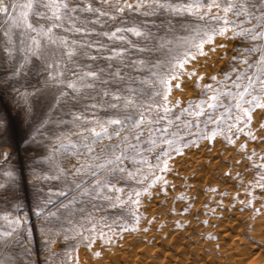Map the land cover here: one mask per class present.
I'll list each match as a JSON object with an SVG mask.
<instances>
[{
  "label": "rangeland",
  "instance_id": "1",
  "mask_svg": "<svg viewBox=\"0 0 264 264\" xmlns=\"http://www.w3.org/2000/svg\"><path fill=\"white\" fill-rule=\"evenodd\" d=\"M62 2L68 8L61 10V27L53 32L67 39L73 55L69 58L68 49L49 46V52L65 53L52 69L35 58L23 62L20 42L28 43L30 34L22 28L9 29L0 14V264H94L95 259L114 263L119 262L113 261L118 253L137 254L143 259L139 264L150 260L148 264H253L264 249V187H260L264 184V109L253 111L250 125L240 122L244 131L229 128L238 115L235 109L232 119L219 125L209 123L207 117L216 120L223 107L213 111L205 104L203 115L195 113L200 111L198 102L207 101L215 90L236 91L233 81L241 74L245 75L241 83H247V76L256 72L260 53L245 49L264 45V40L234 36L236 29L231 27L226 35H216L204 45V55L189 58L182 74L170 81V111L165 114L163 107H154L163 105L164 88L152 73H165L163 62L185 48L195 52L192 44L222 22L174 13L158 7L156 0ZM137 3L143 6L137 9ZM211 13L222 15L216 8ZM29 19L34 26L46 23L35 14ZM229 19L245 17L229 13ZM253 24L255 19L240 26ZM133 26L144 35L116 32ZM105 32L116 34L104 36ZM9 47L15 49L11 55ZM139 60L145 64H138ZM157 61L160 66L152 67ZM88 71L97 77L77 80ZM225 73H230L227 80ZM68 82L76 83L77 89L69 88ZM205 85H211L212 91ZM114 94H119L120 103L131 95L143 107L113 109L108 105L117 103ZM218 103L234 102L222 95ZM140 112L145 120L139 128L128 122L123 130L106 125L109 133L120 131L111 140L103 137L93 143V135L81 131L94 126L99 130L95 122L111 117L135 120ZM249 131L255 139L247 135ZM139 132V139H134ZM225 231L230 235L224 236ZM9 232L10 236L4 235Z\"/></svg>",
  "mask_w": 264,
  "mask_h": 264
},
{
  "label": "snow or ice",
  "instance_id": "2",
  "mask_svg": "<svg viewBox=\"0 0 264 264\" xmlns=\"http://www.w3.org/2000/svg\"><path fill=\"white\" fill-rule=\"evenodd\" d=\"M158 7L160 8H168L174 13H181L187 12L188 14L194 15L199 17L200 19H204L205 17L210 18L213 21L222 22V26L217 28H213L211 31L205 30L203 36L199 38L198 43L192 44L191 47L195 48V52L191 50V48H185L183 53H177L175 55L170 56L169 60L163 62L167 64V71L165 73H158L153 72L152 75L156 78L157 82L163 86L164 88V103L163 105H154L157 109L163 107V111L167 114L170 109L167 106V96L171 90L172 85L170 81L172 79L177 78L179 75L182 74L184 70L185 64L188 62L189 58L195 59L197 54L204 55L203 48L206 43H211L214 40L216 35H226L229 31V28L236 29L233 32L234 36H248L252 40H264V0H258V2L250 3L249 0H206V2H202V0H190L188 3H179V4H172L168 3L167 0L161 3L160 0H156ZM128 8H133L132 4L125 5ZM142 3H137L135 7L139 9L142 7ZM42 7L44 11L36 10L37 8ZM68 4L62 2V0H12L10 4L5 3V0H0V14H3L7 22L9 24V29L11 28H22L25 32L29 33L28 36V43H25L24 40H21V49L20 51L23 53V62L24 63H31L32 59L35 58L41 61L45 66L46 69H52L54 65L59 64V56L64 55L63 52L57 51H47L49 46H55V48H65L68 49L67 39L65 37L57 38L53 29L61 27V21L63 20V15L61 10L67 9ZM207 9L204 12V9ZM216 8L221 14L212 15L211 9ZM75 9H73L74 11ZM89 10H91L89 6ZM119 11H123V8H119ZM229 13H232L234 17L244 16L245 19L241 21L230 20ZM30 14H35L36 16L40 17L41 19L45 20V24H38L34 26L33 23L30 21L29 17ZM102 15H106V13H101ZM255 19L256 24H253L249 28L241 27L240 25L245 23H251V21ZM71 23V21H69ZM259 28L260 30L257 31L256 29ZM68 31H76V32H85L84 28H70ZM88 31H94V29H89ZM127 31L133 33L137 37L144 35V33L138 29L137 27L133 26L128 29H116V32ZM114 33H103L104 36H115ZM5 36H9V31L4 33ZM197 36L199 33L196 34ZM123 39V37H120ZM192 40L196 39V36L191 38ZM10 45L13 43L11 40L9 41ZM76 42L73 41V44ZM89 47L92 45L89 44ZM224 47L225 45H221ZM15 49L13 47H9L7 49L8 53H11ZM124 49H120V53H122ZM214 51V49H213ZM245 51L249 52H259V58L255 62L256 72L252 76H247V83L242 84L241 81L245 80V75L241 74L237 77L236 81H233V86L236 91L225 89L221 92L219 89L215 90L214 94L206 101L200 100L198 102L197 107L200 111L196 112V115H203V106L207 104L208 108L215 111L219 107L224 108V112L220 114L213 120L212 116L209 115L207 120L209 123H215L219 125L223 123L225 120L232 119V112L235 109L238 115L235 117L233 124L229 125V128L236 127L237 131H244L243 128L239 127L240 122L243 120L246 125H250L253 120V111L255 109H264V45H254L252 48L245 49ZM114 54H117L115 50H113ZM66 55L71 58L73 55V50L68 49ZM87 55V53H85ZM95 59V57H91ZM235 59V57H234ZM51 60V62H49ZM247 63V61H244ZM138 64L144 65V60L137 61ZM161 61H157L155 65L152 67L156 68L159 67ZM253 67V65H249V68ZM58 75H63L62 73H58ZM75 75V74H73ZM119 75V73H117ZM188 75H194V73H188ZM230 73H225V80L229 78ZM87 77L96 78L97 73L94 71H88L83 73L82 76H78L77 80L83 81ZM49 78H52V73L49 72ZM202 78V77H201ZM213 80L216 79L215 76L212 77ZM59 83H64L63 80L57 81ZM151 82V81H146ZM81 87H92L91 84L88 85H80ZM179 87V85H175ZM68 87L72 89H77V84L74 82H68ZM207 90L212 91L211 85L204 86ZM259 89V91H257ZM131 92H135V89H130ZM154 95H159V92H154ZM103 95L108 96L109 93L104 91ZM222 95H226L231 101L234 103L229 105H223L218 103ZM113 100L117 101V103H111L108 106L115 109L122 107L124 109L128 108H138L143 107L142 103H138L133 96H126L124 97L122 103L121 97L119 94L113 95ZM92 107H96V105H92ZM191 107V105H189ZM182 111H186V109H182ZM138 118L133 120L132 116H125L123 119L119 117H111L105 120L103 123L96 121L95 123L98 124L99 130L97 127H90V128H82V132H88L93 135V143L97 140L107 137L111 140L112 136H120V131H114L109 133L108 128L106 125H117L119 126L120 130H123L125 127V122L131 124V126L139 128L141 124H143L145 120V116L143 112L137 114ZM83 119V117H81ZM159 121H155L158 123ZM171 121H169V124ZM190 126V125H189ZM219 129H217L218 131ZM151 131V130H150ZM142 132H139L134 139H139V135ZM216 132L214 131L211 136L214 137ZM249 137L253 136L252 132L249 131L247 133ZM211 138V137H209ZM125 140L128 139L127 136L124 137ZM153 145L155 144V140L150 141ZM229 142L232 143L233 141L229 137ZM165 143L171 145L172 141L166 140ZM130 147H134L133 145H129ZM115 147V146H113ZM242 147H244L242 145ZM93 149L90 147L89 151L91 152ZM177 152L180 151L179 148L176 149ZM167 155V153H164ZM116 160H119L120 157L116 156ZM108 163H112V161H108ZM264 167V165H261ZM164 169H167V162L164 163ZM123 171V169H120ZM131 175V173H129ZM159 179V177H157ZM260 187H264V184H261ZM116 191H120V189H116ZM139 195V193H137ZM7 219V217H5ZM138 219V217H137ZM15 223H19V221H15ZM5 236H10L11 233H4ZM86 238V237H85ZM103 238V236H102ZM91 245H89L90 247ZM99 255V253H96Z\"/></svg>",
  "mask_w": 264,
  "mask_h": 264
},
{
  "label": "bare ground",
  "instance_id": "3",
  "mask_svg": "<svg viewBox=\"0 0 264 264\" xmlns=\"http://www.w3.org/2000/svg\"><path fill=\"white\" fill-rule=\"evenodd\" d=\"M263 143H264V142H263ZM200 152H201V151H200ZM202 153H203V152H202ZM200 154H201V153H200ZM196 161H197V160H196ZM176 165H177V164H176ZM208 166H209V165H208ZM178 167H179V166H178ZM189 168H190V167H189ZM201 171H202V170H201ZM231 212H232V211H231ZM227 216H228V215H227ZM226 224H227V223H226ZM235 224H236V223H235ZM235 224H234V225H235ZM256 224H257V223H256ZM262 224H263V223H262ZM230 225H232V223H231ZM234 225H233V226H234ZM257 225H258V224H257ZM225 227H226V226H225ZM234 227H235V226H234ZM255 227H256V225H255ZM263 227H264V226H263ZM227 228H228V227H227ZM259 228H260V227H259ZM261 228H262V226H261ZM230 229H231V227H230ZM251 230H252V229H251ZM255 230H256V229H255ZM252 231H253V230H252ZM139 232H140V231H139ZM231 232H232V230H231ZM231 232H230V233H231ZM223 233H224V232H223ZM261 233H262V232H261ZM263 233H264V232H263ZM263 233H262V234H263ZM231 234H232V233H231ZM251 234H252V233H251ZM147 235H148V234H147ZM221 235H222V233H221ZM227 235H230V234H229V231H228V232L225 231L224 236H227ZM124 236H125V235H124ZM124 236H123V237H124ZM253 236H254V235H253ZM229 237H230V236H229ZM231 237H232V236H231ZM239 237H240V236H239ZM163 238H164V237H163ZM227 238H228V237H227ZM237 238H238V236H237ZM124 239H125V238H124ZM167 239H168V238H167ZM233 239H234V238H233ZM259 239H260V237H259ZM262 239H263V238H262ZM163 240H164V239H163ZM174 240H175V239H174ZM236 240H237V239H236ZM236 240L234 239V241H236ZM238 240H241V239L238 238ZM242 240H244V239L242 238ZM263 240H264V239H263ZM109 241H110V240H109ZM124 241H125V240H124ZM130 241H131V240H130ZM244 241H246V240H244ZM103 242H104V241H103ZM125 242H126V241H125ZM237 242H238V241H237ZM237 242H236V243H237ZM202 243H203V242H202ZM231 243H232V242H231ZM233 243H234V242H233ZM236 243H234V244H236ZM238 243H239V242H238ZM238 243H237V244H238ZM127 244H128V243H126L125 245H127ZM138 244H139V243H138ZM155 244H156V243H155ZM229 244H230V243H229ZM237 244H236V245H237ZM243 244H244V243H243ZM136 245H137V244H136ZM144 245H145V244H144ZM206 245H207V244H206ZM230 245H231V244H230ZM236 245H235V246H236ZM239 245H240V243H239ZM106 246H107V245H106ZM131 246H132V245H131ZM131 246H130V247H131ZM153 246H154V245H153ZM123 247H124V246H123ZM230 247H231V249L234 248L233 246H230ZM253 247H254V246H253ZM103 248H104V247H103ZM125 248H126V247H125ZM127 248H128V246H127ZM131 248H133V247H131ZM239 248H241V247L239 246ZM239 248H238V249H239ZM101 249H102V248H101ZM144 249H145V248H144ZM144 249H142V250H144ZM164 249H165V248H164ZM228 249H229V248H228ZM241 249L243 250V248H241ZM241 249H239L240 252H241ZM250 249H252V248H250ZM253 249H254V248H253ZM126 250H127V249H125L124 251H126ZM128 250H130V249H128ZM232 250H233V249H232ZM244 250H245V249H244ZM244 250H243V251H244ZM113 251H114V250H113ZM131 251H132V250H131ZM137 251H138V250H136V252H137ZM145 251H146V250H145ZM136 252H135V253H136ZM231 252H232V251H231ZM244 252H245V251H244ZM115 253H116V252H115ZM115 253H114V255H115ZM122 253H124V252L122 251ZM127 253H128V252H126V254H127ZM137 253H138V252H137ZM139 253H140V252H139ZM167 253H168V252H167ZM229 253H230V252H229ZM245 253H246V252H245ZM120 254H121V253H118L119 256H116L115 258H114V255H112V257L114 258L113 261H115V259L118 258L119 262H117V260H116L114 263H110V260H108V262H106V261H103V259H102L101 261L95 259L94 264H115V263H117V264H118V263H119V264H136L137 262H138L137 264H139V261H138V260H141V259H142V258H141L142 256L140 257L141 259H139L138 255H137V254H134V253H132V252H131V254H134V255H132V256H131L129 253H128L129 255H124V256H123V255H120ZM124 254H125V253H124ZM144 254H145V253H144ZM154 254H155V253H154ZM242 254H243V253H242ZM99 255H100V254H99ZM99 255H97V256L99 257ZM116 255H117V254H116ZM140 255H143V253H142V254L140 253ZM263 255H264V249L258 251L257 255L253 258V259L255 260V262H254V263L252 262V263H253V264H264V262H261V258H262V260H263V257H264ZM97 256H96V257H97ZM101 256H102V255H101ZM228 256H229V255H228ZM261 256H263V257H261ZM96 257H94V258H96ZM110 257H111V256H110ZM143 257H144V256H143ZM149 257H150V256H149ZM160 257H161V256H160ZM168 257H169V256H168ZM170 257H171V256H170ZM201 257H202V256H201ZM242 257H243V256H242ZM242 257H241V258H242ZM94 258H92V259L94 260ZM153 258H154V255H153ZM186 258H187V257H186ZM242 259H243V258H242ZM244 259H245V258H244ZM85 260H87V259H85ZM142 260H143V259H142ZM144 260H145V259H144ZM153 260H154V262H156L155 259H153ZM199 260H200V259H199ZM209 260H210V259H209ZM240 260H241V259H240ZM134 261H136V263H134ZM146 261H147V260H146ZM160 261H161V260H160ZM172 261H173V260H172ZM234 261H235V260H234ZM140 262H141V261H140ZM150 262H151V260H150ZM150 262H147V263L144 262V263H145V264H148V263H150ZM152 262H153V261H152ZM154 262H153V263H154ZM202 262H203V261H202ZM90 263H91V262H90ZM170 263H171V262H170ZM205 263H206V262H205ZM241 263H242V262H241ZM241 263H240V264H241ZM86 264H87V263H86ZM142 264H143V262H142ZM168 264H169V263H168ZM176 264H177V263H176ZM202 264H203V263H202ZM210 264H213V263L210 262ZM244 264H245V263H244Z\"/></svg>",
  "mask_w": 264,
  "mask_h": 264
}]
</instances>
